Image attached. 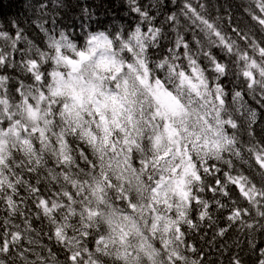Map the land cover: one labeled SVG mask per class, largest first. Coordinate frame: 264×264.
Wrapping results in <instances>:
<instances>
[{"label":"snow or ice","instance_id":"obj_1","mask_svg":"<svg viewBox=\"0 0 264 264\" xmlns=\"http://www.w3.org/2000/svg\"><path fill=\"white\" fill-rule=\"evenodd\" d=\"M128 4L134 30L82 22V43L57 31L61 0L40 4L39 47L18 48L19 19L0 27V73L23 77L0 74V264H207L187 237L221 212L209 247L243 231L264 264V0L242 6L243 26L228 13L234 37L201 0ZM214 48L242 80L231 104Z\"/></svg>","mask_w":264,"mask_h":264},{"label":"trees","instance_id":"obj_2","mask_svg":"<svg viewBox=\"0 0 264 264\" xmlns=\"http://www.w3.org/2000/svg\"><path fill=\"white\" fill-rule=\"evenodd\" d=\"M46 3L49 5V11L52 10L57 0H0V27L9 25V22L15 19L21 21V27L24 29L25 39L18 44V48L21 50L25 49L28 45V41L36 46H41L44 38V33L36 26L40 22V4ZM208 5V11L206 15L212 18L219 16L220 19L217 21L221 30L227 36H233L231 32L228 20V13L230 12L233 17V26L239 23L241 26L247 21V14L244 11L243 5L248 3V0H201ZM62 7L57 13L56 19L58 21L57 31H65L71 35L78 43H82L85 37V32L81 29L80 25L83 22L85 28L90 31H116L120 28L126 30H134L135 25L138 23V17L135 13L130 11L128 0H61ZM195 5L197 0H192ZM31 5V6H30ZM87 8L92 13L91 21L83 15V10ZM51 25L46 24L45 27ZM16 29L12 28L10 34H14ZM189 39H191V33H188ZM174 39V34H172ZM167 43V41L165 42ZM238 43H240L238 41ZM0 46H3V41H0ZM171 46V45H169ZM213 53L222 63H228V76L221 78L219 83L224 86L228 92V102L231 104V95L235 91H242V80L238 79L235 75L236 66L231 63V57L221 49H212ZM166 54L164 49L159 50V55L163 56ZM14 57L19 61V54L14 53ZM202 65L207 67V61L202 60ZM0 74H12L15 82L22 77L19 69H10L8 73ZM210 77L215 74L210 70L206 73ZM27 83L28 80L25 79ZM216 81L213 80V86ZM245 100L249 106L258 107L256 100L252 99L250 95H245ZM238 115V114H237ZM239 119H243L239 117ZM260 129L257 128L259 134ZM244 139H248L244 135ZM206 198L211 199L212 193H204ZM238 193H234V196ZM216 223L212 228L204 227L200 233H192L187 239L189 243L194 244L197 248L202 249L207 260V264H229V256L240 252L244 257L246 264H252V257L248 251L247 236L243 231H236L230 229L224 238L217 237L214 244L209 247L207 241L211 240L214 232L218 231L220 227H225L227 221L224 219L225 212L216 214ZM23 227V225H22ZM43 226L38 222L36 223V231L40 232ZM46 231L47 229L44 228ZM208 233L206 237L201 238L202 233ZM33 237L40 239V237ZM257 241L261 240L259 233L256 234ZM226 241V243H225ZM41 244H51L47 237L44 236L40 239ZM55 250V249H54ZM223 253V255L221 254ZM191 255V254H190Z\"/></svg>","mask_w":264,"mask_h":264}]
</instances>
